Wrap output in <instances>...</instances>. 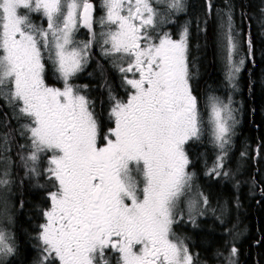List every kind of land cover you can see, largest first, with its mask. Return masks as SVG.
I'll list each match as a JSON object with an SVG mask.
<instances>
[{
  "label": "snow or ice",
  "instance_id": "snow-or-ice-1",
  "mask_svg": "<svg viewBox=\"0 0 264 264\" xmlns=\"http://www.w3.org/2000/svg\"><path fill=\"white\" fill-rule=\"evenodd\" d=\"M101 3L98 39L92 0H0V100L13 119L23 121L18 134L28 140L21 145L28 149L21 156L26 175L37 181L43 176L51 187L41 212L37 264H112L109 254L115 264H193L173 225L182 218L181 198L192 189L185 146L200 140L204 122L189 83L188 27L179 39L158 30L166 14L185 10L183 0ZM154 3L165 5L166 13ZM32 14H41L46 27L34 24ZM81 27L88 30V41L76 40ZM220 39L225 79L234 88L244 60L236 59L230 12ZM94 42L102 45L103 55L121 62L116 66L128 86L126 99L109 93V127L72 82ZM49 63L59 87L46 81ZM209 105L213 142L224 153L236 122L231 99L213 96ZM10 139L11 130L0 133L4 189L12 182ZM223 158L208 175H228L220 171ZM201 202L206 205L207 198ZM195 203L189 199V209ZM6 214V203H0V215ZM15 252L14 237L0 226V264ZM236 253L232 247L227 264H235Z\"/></svg>",
  "mask_w": 264,
  "mask_h": 264
},
{
  "label": "flooded vegetation",
  "instance_id": "flooded-vegetation-1",
  "mask_svg": "<svg viewBox=\"0 0 264 264\" xmlns=\"http://www.w3.org/2000/svg\"><path fill=\"white\" fill-rule=\"evenodd\" d=\"M92 2L96 5L94 31H96L97 37L99 39V33L102 30V26L98 21L100 17L104 15V11L102 5L100 4V0H92ZM210 2L211 10H209L208 7L209 0H183L185 10L179 12L176 15H173L172 13L166 14L164 17L166 22L161 26L162 30L172 34L173 39H179L180 32L182 31L183 27L187 25L189 32V74L190 77L200 78L199 92H201L203 95L199 100L202 103L208 92L214 90L215 86L223 85V83L226 81L225 74L227 69L225 65V58L218 43V33L219 30H221V18H223V20L226 19V14L230 12L234 35L235 37L238 35V39L236 37V41L241 43V46L238 48V55L236 59L238 60L240 55L245 61L241 75L245 70L248 71L249 69V46L253 44V36L250 32V28L255 25L260 27V39L264 38V0H255L253 4L249 5V17H251V13H253L254 10H256V14H259V16H257V20L255 15V18L252 17L251 21L249 20V17L246 16V13H248L246 9H235L231 6L232 0H210ZM153 6L156 7L161 13H166L165 6L156 3H154ZM37 16L38 21L34 24L46 27L45 18L41 14H38ZM75 38L80 42L88 41L90 39V34L87 29L81 27L75 34ZM249 41L251 42L250 44ZM191 59H193L192 63ZM197 60L199 61V66L195 72H193L191 67L196 63ZM118 63L121 62L116 60L115 57L103 55L102 45L99 42H94L86 65L84 66L83 70L73 78L72 81L74 85L82 90V94L86 95L89 100L93 102L95 113L97 114L98 119L101 120L106 127L111 126V121L109 120V93L111 92V94L121 99L128 95L126 91L128 86L122 79L124 74L119 72L116 66ZM208 74L209 77L213 76L215 79L206 80V82L203 80V82H201V77L209 78ZM45 76L46 81L49 84H54L58 87L62 85V82L56 79V75L50 63L46 66ZM108 76L113 77V88L107 87ZM5 120L8 121V126H0V133H7L9 130H11V150L6 155L11 158L9 172L12 182L6 189L0 188V203H6L10 206L9 216L11 218V226L8 229L12 231L16 248L15 254L6 258L5 264H37L38 258L41 255L37 235L40 230L39 226L44 223V217L41 215V212L47 208V192L41 187H38V190L40 191L39 194L43 198V204L40 206L38 214L39 219H36L34 226L36 229L35 235L31 238L28 235L26 238L28 245L30 243L32 257L30 256L31 259L29 258V260H17L16 257L19 255L21 249L19 246L20 239L18 238V232L16 230L17 218L18 214L21 213L23 217L26 216L27 219L29 217L28 210L26 209L25 211H20V206L26 202L25 198L28 193L29 183L33 182V180L30 179V175H26V169L23 166V162L21 160V156H26L28 153L27 147H21V145H27L28 140L18 134L20 123H23V121L18 122L17 120L13 119L11 109L5 104L3 100H0V125H3ZM246 145L249 146V142H246ZM185 148L189 159L192 162L189 166V171L193 174L191 192L186 193L185 197L192 196L198 198V207L194 208L188 214L181 212L182 218L178 219V222L173 225V231L188 246L190 253L193 255V264H227L223 255L225 253L230 254V249L232 247L237 249V253L234 256L236 260L235 264H242L240 261L239 246L245 238L247 239V235L242 229V213L236 212L235 217L230 222L224 221L222 214L217 210V205H215L217 195L209 192L213 189H219L221 185H227L228 188L233 191V195L235 196V193L237 192V186H239L241 182H238V184L235 185L234 183L229 182L230 180L224 181L225 177L220 178L221 175L218 178L215 175H208L205 168V166H209L205 165V163H211L210 165L213 166L216 163L218 157L221 155L224 157L223 170H230L227 167H234V163H236L238 158L235 149L236 143L231 144L230 148L226 149V152L220 155L212 153L211 150L205 147L204 141H189ZM208 152L210 153L211 157L213 154V157H207L205 161L204 156L205 153ZM258 155L259 154L257 151L254 157L255 164L249 163L246 169H249V166H257L259 163L261 166L263 165L264 158L261 157L258 159ZM240 156L245 157L249 162L252 161L251 157H249V148L246 150V152L243 150ZM42 159L45 161L44 157H42L41 160ZM4 166L5 165L0 164V168H3ZM41 179L43 182L45 181L43 177H41ZM236 179H238V177ZM226 180H228L227 177ZM216 184H219L218 188ZM20 189H22L21 196L19 195ZM259 191L258 195L262 194V189H259ZM198 193L202 195H197ZM222 194L224 197H226L224 192ZM185 197L181 198V203ZM205 197L207 198L206 205L201 202V200ZM248 197L250 198H245L247 200L246 202L252 198L256 200L257 198L255 197L259 196ZM221 200L223 199L220 197V201ZM259 200L256 201V205L259 204ZM181 203L180 208H182ZM233 204L236 206L239 203L233 202ZM202 229H214V234L217 233L220 237L222 236L221 240H223V243L221 246H223L224 250H221L220 253L218 251H210L208 254H205V248H203L202 244L200 243L201 237L205 234V231ZM247 232L249 233V246L251 245V248L258 247L262 236L259 234L260 241L255 242L254 239L250 240V226L249 229L247 228ZM238 236H240V238H238ZM231 237L237 241L235 244L232 243L230 239ZM248 254L249 257L252 256V264L264 263L263 260L260 262L258 261V257L261 258L262 256V259H264V253L260 256L259 253L254 252L251 254L250 251H248L247 255ZM109 258L112 264H115V256L113 254H109Z\"/></svg>",
  "mask_w": 264,
  "mask_h": 264
},
{
  "label": "trees",
  "instance_id": "trees-1",
  "mask_svg": "<svg viewBox=\"0 0 264 264\" xmlns=\"http://www.w3.org/2000/svg\"><path fill=\"white\" fill-rule=\"evenodd\" d=\"M254 1L255 0H232L231 6L235 9H246L248 12L246 13V16L249 17V5L253 4ZM255 15L257 20V16H259V14H256V10L251 13L249 20L251 21L252 17L255 18ZM250 32L253 36V44L249 46V69L248 71L245 70L240 78V98L243 103L244 120L239 132L237 133L236 148L239 151L243 148L246 142H249V146H246L249 148L250 155L255 157V154L258 151L259 159L261 157L264 158V38L260 39V27L256 25L250 28ZM214 79L215 78L213 76H210L209 78L201 77V82H203V80L206 82V80ZM191 81L193 93L197 95L199 99H201L203 94L199 92L200 78L191 77ZM113 85V77L108 76L107 87L113 88ZM254 150H256L255 153ZM249 163L255 164L253 159ZM238 179L241 181L240 184H248L251 181L254 185L253 197L259 196L255 197L257 198L256 200L252 198L246 202L247 200L245 198L250 197H248L249 195L242 191L240 203L236 206L234 205L235 211L242 213L243 231H245L247 228L249 229V226L251 228L250 240L254 239L255 242H259V236H262L261 241L256 248H251V245L249 246V235L247 236V239L245 238L239 246L241 263L252 264V256L249 257V254L247 255L248 251H250L251 254L254 252L259 253L260 256L264 253V163L262 166L260 163L254 167L249 166V169H245L243 173L238 176ZM216 185L218 188L219 184ZM225 187L228 188L227 185ZM259 189H262V194L260 195H258L260 192ZM214 192L215 195H217L218 191L216 190ZM39 193L40 191L38 190V187L34 183L30 182L28 193L25 198L26 202L20 206V211H25L26 209L28 210L29 217L27 219L26 216L23 217L21 213L18 214L17 218L16 230L18 232V238L20 239L19 246L21 248L19 255L16 257L17 260H29L31 256L32 250L30 248V243L28 245L26 238L28 235L30 238L35 235L36 229L34 226L36 219H39L38 214L40 206L43 204V198ZM228 194L230 198L234 197L233 191L230 189H228ZM19 195H22V189L19 190ZM227 196L224 197L222 194L220 197L225 201ZM258 200L259 204L256 205V201ZM221 238L222 236L220 237L217 233L214 235H212V233L204 234L200 239V243L202 244L203 248H205V254H208L210 251H218L220 253L221 250H224L223 246H221L223 243ZM262 260L264 262L262 256L261 258L258 257L259 262Z\"/></svg>",
  "mask_w": 264,
  "mask_h": 264
},
{
  "label": "rangeland",
  "instance_id": "rangeland-1",
  "mask_svg": "<svg viewBox=\"0 0 264 264\" xmlns=\"http://www.w3.org/2000/svg\"><path fill=\"white\" fill-rule=\"evenodd\" d=\"M100 4L102 5L101 0H100ZM159 5L165 6L163 4H159ZM178 13L179 12L174 13L173 15H176ZM37 15L38 14H32L31 19H32L33 23H36L38 21V16ZM157 19L159 21L160 18H157ZM222 21H223V18H221V23H222ZM164 24L165 23L159 24V27H158L159 31L165 32L161 28V26L164 25ZM220 32H221V30H219V33H218V43H219V45L221 47V50L223 51L222 44H221V39H220ZM236 37L238 39V35H236ZM240 46H241V43L238 41L237 42V48H239ZM239 59H243V58L239 55L238 60ZM192 62H193V59H191V63ZM244 64H245V61H244L243 65L240 66V72L237 73L236 79L233 81V83L235 84L234 88L227 81H225L223 83V85L215 86L214 90L208 92L206 97L203 100V103L196 96L197 97V101H198V108L200 110L201 117H202V120H203L204 123H203V130H202V135H201L200 140L193 141V142H202V141H204L205 147H207L209 150L212 151V153H216L217 155L222 154V152L215 145V143L213 142L212 127H211V123H210L211 114H210L209 98L213 97V96H216V97H219V98H221L223 100H226L227 98L231 99V107L233 109V115L235 116L236 122L233 125V134L231 135L230 143H229V145L226 148V149H228V148H230L231 144L236 143L237 133L239 132V129L241 128V126L243 124V120H244L243 103H242V100L240 98V95H241L240 78H241V71H242V69L244 67ZM198 66H199V61L197 60L196 63L191 67V70L193 72H195V70L198 68ZM128 76H129V78H132V73H129ZM192 78H195V77H192ZM189 83H190L191 88H192L191 77L189 78ZM192 92H193V89H192ZM193 95H195V94L193 93ZM126 98H127V96H124L122 99H126ZM235 149H236V153L238 155L237 161H236V163H234L235 166L234 167H227L228 169H230L232 171L223 170L224 167L222 169H220L221 173H224V172L228 173L227 176H224L223 174H221L220 178L221 177H225L224 181H229L230 180L229 182L234 183L235 185H237L238 182H241V181L236 179V178L239 175H241L243 173V171L248 167L249 161L245 157L240 156L243 150H244V152H246V150H248V148L246 146V143L244 144L243 148L240 149L239 151L237 150V148H235ZM255 152H256V150H254V153ZM204 157H205V161H206L207 157L212 158L213 154H212V157H211L210 153L208 152V153H205ZM249 157H251V159L254 160V157L250 155V152H249ZM44 163H45V161H43V159H42L41 163H40L41 170L44 167ZM210 164H206L205 163V165H209V166H205L207 173L212 168V165H210ZM41 177H43V176H41ZM41 177L39 178L38 181L35 178H33L32 176H30V179L33 180L32 183H34L36 186H37V183H39L40 185H44V187H42V189L46 190V192L50 191L51 187H50L49 182H47L46 180L43 182ZM218 177L219 176H217V178ZM226 177L228 178V180H226ZM236 181H237V183H236ZM239 186H237V192L235 193V196L233 198L229 197V194H228V189L229 188H226L225 186L223 187L221 185L219 187V189H217L218 193H217V198L215 200V205H217V207H218L217 210L219 211V213L222 214V216L224 218V221H226V222H230L235 217V213L237 211H235L233 202L240 203V197L242 195V191L244 193H246L247 195H249V196H253V194H254V185H253V183L251 181L248 184H239ZM213 190L216 191L215 189H213ZM213 190L209 191V192L212 193V194H215V192ZM223 192L226 194V196L228 194V196H227L225 201L224 200L220 201V196L222 195ZM189 199H192V200H194L196 202L194 208L198 207V198H195V197H192V196H186L182 200V203H181L182 212H184L185 214H188L190 211H192L194 209V208L193 209H189V207H188V200ZM46 206L48 207V202H47ZM6 208H7L6 216L0 215V226L6 225L7 230L13 236L12 231L8 229L11 226V224H10L11 218H10V220L8 219V217H10L9 216V208H10V206L6 204ZM202 230L205 231V234L212 233V235H214V233H215L214 229L213 230H207V229L204 230V229H202ZM238 238H240V236H238ZM230 239H231L233 244H235L237 242L232 237ZM229 255L230 254H226V253L223 255L226 263H227V259L226 258L229 257ZM232 259L234 260V262L236 261L234 257H232Z\"/></svg>",
  "mask_w": 264,
  "mask_h": 264
},
{
  "label": "bare ground",
  "instance_id": "bare-ground-1",
  "mask_svg": "<svg viewBox=\"0 0 264 264\" xmlns=\"http://www.w3.org/2000/svg\"><path fill=\"white\" fill-rule=\"evenodd\" d=\"M244 232H245V234H246L247 236L249 235V233H248L249 231L247 232V229H246Z\"/></svg>",
  "mask_w": 264,
  "mask_h": 264
}]
</instances>
